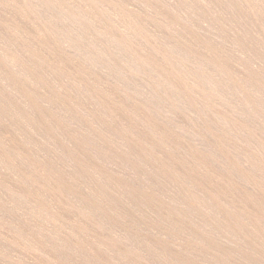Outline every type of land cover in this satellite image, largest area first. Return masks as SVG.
<instances>
[{
	"label": "bare ground",
	"instance_id": "obj_1",
	"mask_svg": "<svg viewBox=\"0 0 264 264\" xmlns=\"http://www.w3.org/2000/svg\"><path fill=\"white\" fill-rule=\"evenodd\" d=\"M0 264H264V0H0Z\"/></svg>",
	"mask_w": 264,
	"mask_h": 264
}]
</instances>
